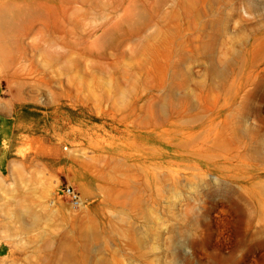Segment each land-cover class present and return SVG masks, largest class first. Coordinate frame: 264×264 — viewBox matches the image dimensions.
Wrapping results in <instances>:
<instances>
[{
	"label": "rangeland",
	"instance_id": "374dc122",
	"mask_svg": "<svg viewBox=\"0 0 264 264\" xmlns=\"http://www.w3.org/2000/svg\"><path fill=\"white\" fill-rule=\"evenodd\" d=\"M0 13L3 87L51 129L12 156L0 264H264V0Z\"/></svg>",
	"mask_w": 264,
	"mask_h": 264
},
{
	"label": "crops",
	"instance_id": "0c3cea01",
	"mask_svg": "<svg viewBox=\"0 0 264 264\" xmlns=\"http://www.w3.org/2000/svg\"><path fill=\"white\" fill-rule=\"evenodd\" d=\"M35 127L33 118L19 115L16 100L5 91L0 77V238L8 227V219L3 216L7 213V207L6 203L3 204L1 193L7 187L9 176L19 165V160L12 156L23 147L25 139L41 138L46 131L47 134L51 132V129L38 130ZM2 247L0 243V251Z\"/></svg>",
	"mask_w": 264,
	"mask_h": 264
},
{
	"label": "bare ground",
	"instance_id": "6f19581e",
	"mask_svg": "<svg viewBox=\"0 0 264 264\" xmlns=\"http://www.w3.org/2000/svg\"><path fill=\"white\" fill-rule=\"evenodd\" d=\"M189 5L191 6V8L194 7V4L192 2H190ZM12 26H13L12 19L6 13H0V55H2V50L6 49L5 40L9 36ZM183 140L184 138L179 137V141H183ZM20 206L23 207L22 204ZM86 242L87 239L84 238V243L86 244ZM135 243L136 241H134V244ZM141 243L142 241L139 242V244Z\"/></svg>",
	"mask_w": 264,
	"mask_h": 264
},
{
	"label": "built area",
	"instance_id": "2783aa9c",
	"mask_svg": "<svg viewBox=\"0 0 264 264\" xmlns=\"http://www.w3.org/2000/svg\"><path fill=\"white\" fill-rule=\"evenodd\" d=\"M60 196L68 199L72 208L75 210H82L87 207L86 201L82 198L81 194L72 186L67 185L62 188Z\"/></svg>",
	"mask_w": 264,
	"mask_h": 264
}]
</instances>
